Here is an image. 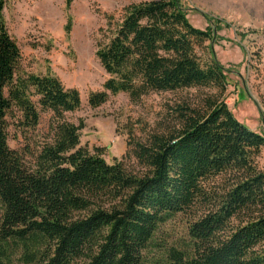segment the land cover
I'll list each match as a JSON object with an SVG mask.
<instances>
[{"label":"trees","instance_id":"16d2710c","mask_svg":"<svg viewBox=\"0 0 264 264\" xmlns=\"http://www.w3.org/2000/svg\"><path fill=\"white\" fill-rule=\"evenodd\" d=\"M0 0V264H152L146 256L160 227L200 205L190 243L162 264H264V134L242 124L218 96L174 109L178 126L128 141L142 168L109 164L104 148L81 146L84 124L66 114L81 106L77 89L52 75H18L22 58ZM73 0H67L70 6ZM96 56L108 78L90 94L133 101L150 93L206 87L226 90L223 66L203 61L211 41L187 19L180 0H152L108 16ZM51 112L49 141L37 153L8 144V118L34 129ZM224 175V188L209 181Z\"/></svg>","mask_w":264,"mask_h":264},{"label":"rangeland","instance_id":"374dc122","mask_svg":"<svg viewBox=\"0 0 264 264\" xmlns=\"http://www.w3.org/2000/svg\"><path fill=\"white\" fill-rule=\"evenodd\" d=\"M152 0H7L3 16L9 33L20 47L18 75H52L66 88L77 89L81 106L66 114L69 122L84 124L81 146L104 148L109 164L121 162L130 173L142 168L128 151V141H145L152 133L178 126L174 109L183 103L201 105L208 96L225 101L247 128L264 134V0H180L188 21L197 29L210 28L212 39L198 54L203 61L215 58L224 68L227 87H194L175 92L150 93L138 101L127 94L110 95L97 108L88 104L90 94L103 90L108 78L96 52L104 38L108 16L117 18L124 7ZM52 113L41 112L34 129L18 127L17 116L8 118V144L23 154L37 153L49 141ZM260 164L264 166V151ZM223 190L224 175L209 181ZM202 214L200 205L171 217L156 233L146 256L162 264L171 248H185L189 226Z\"/></svg>","mask_w":264,"mask_h":264}]
</instances>
